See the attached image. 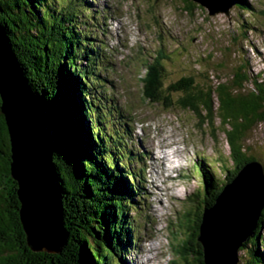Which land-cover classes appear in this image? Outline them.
<instances>
[{
	"label": "trees",
	"instance_id": "1",
	"mask_svg": "<svg viewBox=\"0 0 264 264\" xmlns=\"http://www.w3.org/2000/svg\"><path fill=\"white\" fill-rule=\"evenodd\" d=\"M181 1L185 12L194 10L193 4ZM240 1L235 5L237 10L243 13L252 10L246 0ZM91 2L0 0L2 22L30 85L44 100L73 167L69 180L60 182L66 201L64 222L68 242L60 255L32 253L14 223L17 185L10 174V143L0 113V264H112L115 255L124 262L132 249L133 241L128 234L133 227L128 224V215L137 204L134 190H138V185L134 188L127 181L133 173L130 162L122 167L119 164L129 160L132 153L126 150L121 156L119 151L115 152L120 149V137L124 138L118 126L121 116L110 96L102 94L106 80L98 76V66L105 65L104 56L86 36L87 22L96 13ZM241 22L243 33L248 25L247 21ZM246 67L245 62L235 70L237 75L229 86L219 84L201 89L190 76H185L164 93L161 75L165 70L159 66L157 79L148 86L152 104L158 102L169 107L170 94L180 90L176 101L180 108L193 112L203 108L208 118L216 111V117L230 127L225 133L234 169L218 161V170L224 177L217 179L210 171L195 168L200 174L204 199L198 201L199 191L192 195L189 201L198 207L192 220L197 219V223L193 220V226H183L187 233L186 247L192 249L194 256L190 264H204L203 248L198 241L203 209L214 205L216 196L243 165L254 161L245 156L242 142L247 131L264 125V81L258 82L260 75L245 73ZM243 82L252 86L249 92H243ZM211 192H214L211 196L205 195ZM185 224L186 221L182 225ZM263 234L264 209L251 236L237 252H244L238 264H264ZM187 248L183 250L189 251Z\"/></svg>",
	"mask_w": 264,
	"mask_h": 264
},
{
	"label": "rangeland",
	"instance_id": "2",
	"mask_svg": "<svg viewBox=\"0 0 264 264\" xmlns=\"http://www.w3.org/2000/svg\"><path fill=\"white\" fill-rule=\"evenodd\" d=\"M246 1L252 10L243 13L234 5L228 16H209L195 3L191 13L185 12L181 0H92L96 13L87 22L86 36L104 56L105 65L98 66V76L106 80L105 96L111 94L115 104L127 110L123 117L132 147L121 130L124 138L120 137L121 146L115 152L132 153L128 162H118L121 167L130 162L133 173L127 181L134 188L138 185L134 190L137 204L128 215L133 227L128 237L133 246L124 262L115 255L112 264L192 262L183 226L189 228L195 220L193 213L198 207L189 201L192 195L199 191L198 201L204 199L195 168L202 167L217 179L224 177L218 170L220 163L234 169L225 133L230 127L216 117V111L208 118L203 108L198 112L180 108L176 103L180 90L170 94L169 107L152 104L148 86L157 79L159 66L165 70L161 75L164 93L185 76L201 89L229 86L237 75L235 70L245 62V73L260 75L258 82L264 81V0ZM241 21L248 25L243 33ZM243 87V92L252 88L244 82ZM174 139L183 150L177 156L178 165L173 154H165L166 161L161 162L163 155L147 147L158 142L175 150L171 146ZM242 144L245 156L260 162L264 169V125L247 131ZM165 167L172 168L170 178L163 173ZM237 255L238 261L242 260L244 252Z\"/></svg>",
	"mask_w": 264,
	"mask_h": 264
},
{
	"label": "water",
	"instance_id": "3",
	"mask_svg": "<svg viewBox=\"0 0 264 264\" xmlns=\"http://www.w3.org/2000/svg\"><path fill=\"white\" fill-rule=\"evenodd\" d=\"M185 1L209 16H228L236 4L235 0ZM0 113L10 143V174L17 185L14 223L32 253L60 255L69 238L60 182L68 181L73 172L70 154L41 94L30 85L1 17ZM263 209L264 171L261 163L251 161L221 190L214 205L203 209L198 241L204 264H238L237 251L251 236Z\"/></svg>",
	"mask_w": 264,
	"mask_h": 264
},
{
	"label": "bare ground",
	"instance_id": "4",
	"mask_svg": "<svg viewBox=\"0 0 264 264\" xmlns=\"http://www.w3.org/2000/svg\"><path fill=\"white\" fill-rule=\"evenodd\" d=\"M238 2H241L240 0H237ZM238 2H236V4L238 3ZM235 4V5H236ZM103 88V90H102V94H103V96H105V95H107L106 93H107V89L105 88V87H102ZM131 91H133V90H131ZM110 123V122H109ZM118 126H120V122H118ZM121 127V126H120ZM123 129V128H122ZM124 133H125V137H126V139H128L129 140V135H128V132H126V131H124ZM174 137V136H173ZM175 141H176V143L173 141L172 143H171V146L172 145H174V149L177 147L176 145L178 144V141L176 140V139H174ZM130 143V142H129ZM160 144H162V143H160ZM152 145L154 146L153 148H152ZM151 146H150V144H147V147L148 148H150L151 150H156V153H161L162 155H163V157L159 160V161H161V162H165L166 161V158H165V154L167 155H169V154H175L173 157H176V162L178 163L179 162V160H180V158H177V154L176 153H178V150L176 149V150H171V151H169V150H167V148H169V147H167V146H165V145H163V146H161V145H159V143L157 142V144H152ZM154 153V152H153ZM160 154V155H161ZM178 154H180V152L178 153ZM119 155H121L122 156V152H119ZM161 155V156H162ZM123 158H124V156H123ZM157 163V161H155V164ZM258 163H260V162H258ZM263 167V166H262ZM263 171H264V169H263ZM171 172H172V168H164L163 169V173H164V175L167 177V178H170L171 176ZM155 186V185H154ZM147 260V262H150V259L149 258H147L146 259ZM141 264H143V262L141 263Z\"/></svg>",
	"mask_w": 264,
	"mask_h": 264
}]
</instances>
